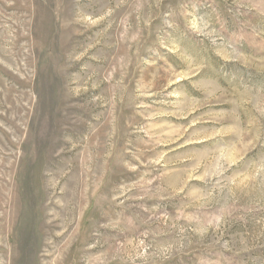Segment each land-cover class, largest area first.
<instances>
[{
	"label": "rangeland",
	"instance_id": "374dc122",
	"mask_svg": "<svg viewBox=\"0 0 264 264\" xmlns=\"http://www.w3.org/2000/svg\"><path fill=\"white\" fill-rule=\"evenodd\" d=\"M0 264H264V0H0Z\"/></svg>",
	"mask_w": 264,
	"mask_h": 264
}]
</instances>
